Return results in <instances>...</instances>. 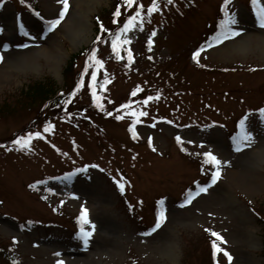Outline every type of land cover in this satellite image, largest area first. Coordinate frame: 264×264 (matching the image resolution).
<instances>
[{"label":"rangeland","instance_id":"1","mask_svg":"<svg viewBox=\"0 0 264 264\" xmlns=\"http://www.w3.org/2000/svg\"><path fill=\"white\" fill-rule=\"evenodd\" d=\"M80 1L68 0L67 13L51 31L46 22L59 18L60 0H34L39 15L23 8L21 19L9 0L0 11V54L4 56L0 62L1 243H10V252L23 264H57L58 260L64 264H207V233L214 231L224 237L226 243L219 244L232 255L231 264H264V221L252 209L255 204L264 215V120L257 111L264 108V28L251 0H230L226 7L240 35L221 43L214 39L202 51L195 48L224 19V1L172 0L169 4L157 0L159 10L149 15L152 0H134L130 9L143 4L144 23L137 21L136 27L121 34V40L128 41L119 45L121 58L112 48L118 29L108 40L100 39L95 54L103 66L88 65L81 99L97 103L91 80L95 72L100 104L129 99L132 91L141 89L144 95L129 106L148 115L132 117L128 108L122 120L100 119L106 137L100 141L65 124L45 132V127L34 126L36 107L22 110L15 104L33 81L51 80L58 89L64 86L69 59L94 42V16L114 0ZM79 6L87 16L78 14ZM256 6L264 7V0H257ZM79 20L81 28L76 29ZM197 51L200 55L194 58ZM155 91L145 104L147 95ZM243 113L249 115L247 125L254 140L237 151L226 130ZM133 126L135 140L129 136ZM28 132L41 133L33 137L30 147L12 143L16 133L26 136ZM205 152L222 162L220 177L215 184L200 183L207 191L198 195L196 191L191 202L181 207L183 188L199 178L201 169L207 177L216 171L211 163L198 166ZM76 169L81 173L46 186L37 183ZM118 181L124 184L123 191ZM37 194L63 210L64 216L87 208L91 223L86 230L93 231L95 225L88 244L71 236V227L45 225L50 219L68 217L54 218ZM163 195L167 218L152 232L154 200ZM39 221L43 224L37 226ZM220 257L221 264H228L222 253ZM0 264L7 263L0 258Z\"/></svg>","mask_w":264,"mask_h":264},{"label":"snow or ice","instance_id":"2","mask_svg":"<svg viewBox=\"0 0 264 264\" xmlns=\"http://www.w3.org/2000/svg\"><path fill=\"white\" fill-rule=\"evenodd\" d=\"M3 3V0H0V4ZM21 3H24V0H21ZM60 3L63 4V9L60 11L59 14V18L58 19H54V20H50L47 23L49 24V30L51 31L53 28H55L60 21L64 18L65 14L68 11L69 8V2L68 0H60ZM168 3L171 4L172 0H168ZM230 3V0H224V5H225V17L224 19L221 20L220 24H221V31L216 35L215 37V41L216 43H221L223 40H227L230 37H236L238 35H240L241 30L237 29L236 27H234V25L237 23V21L235 20V18L232 16V14H230L227 10L226 7L227 5ZM251 3L253 6L257 5V0H251ZM124 4L131 8L134 4V0H124ZM144 10V5L140 4L134 15H130L127 19V21L123 24L122 28H119L115 37L112 40V48L113 50L116 52L117 58H121L120 57V49H119V45L121 43H127L128 41L126 40H121V34L128 32L130 29L134 28L137 26V21H139V24H143L144 23V19L142 16V11ZM159 10V4L157 2V0H152L151 6L147 9V13L150 15L153 12H156ZM37 15H39V13H37ZM116 17H119L121 15V12L119 10V8L117 9V11L114 14ZM256 17H257V21L259 23V26L261 28H264V7H258L256 10ZM23 27V25H21V28ZM101 28L103 29V25L101 24ZM0 31H2V29H0ZM25 35H27V33H24ZM155 32L152 33V36H155ZM97 39H100V37H97ZM149 45L152 44V40L151 38H149ZM24 47H27V45H23ZM209 47H211V45H208ZM5 47H7V45H5ZM203 50V48H201V51ZM200 55V51H197L196 53H194V58L199 57ZM90 59L94 61V66H96L97 68L102 67L103 66V61L99 60L96 58V54L95 51H93L92 55L90 56ZM128 59L131 60L132 59V53L131 51L128 52ZM4 60V56L2 54H0V62H2ZM96 73L93 72L91 74V80H92V94L93 97L95 98V100L97 101V107H103L102 104L99 103L100 101V97L96 95ZM107 82V81H105ZM84 85V80L83 78L81 79V81L76 85V90H79L82 86ZM140 89H137L136 91H139ZM136 93L133 92V95H135ZM72 95H75V92L72 93ZM153 97L149 96L147 97V99L144 101L145 104H147L148 100H152ZM65 103H67V101H65ZM121 107L123 108H129L130 106L125 104L122 105ZM259 113V117L260 119L264 120V108H260L257 110ZM108 115H112L111 112L108 113ZM148 113L144 112V111H135L132 110L131 111V116L132 117H139V116H147ZM117 119H121V116H117ZM247 119L248 117H244L241 121H240V132L233 137L234 143H235V147L237 151L242 150V148L249 146L253 140H254V136L253 133L248 129V125H247ZM170 123V122H169ZM52 125L49 124L47 127H45L44 131L48 132L52 129ZM133 137L135 138L136 136V132H135V127L133 126ZM41 133L40 132H28L27 135H21L18 136L12 143L14 145H19L20 148H28L30 147V143L31 140L33 139V137H40ZM179 139V137L177 138ZM149 142L151 143V139L149 140ZM204 156L206 157L207 162L213 164L216 166V171H214L212 173V179H211V183L215 184L217 179L220 177V165H221V161L215 156L213 155L211 152H205ZM119 184V187L121 189V191L124 190V184L120 183L119 181L117 182ZM207 191V187L206 186H198L197 188V192L196 195H198L200 192H206ZM193 197V193L191 191H189L186 199L183 201V203L181 204V207H183L185 204H188L191 202V199ZM159 204L161 205V208L158 212L157 215V219L155 222L154 227L152 228V232H156L158 229L161 228L162 224L165 222L166 220V214H165V209L163 208V204L164 201L161 200L159 201ZM80 223H81V229H80V236L83 239V242L85 245L88 244L89 241V237L92 236L93 231L95 229V225L92 224V230L93 231H87L85 230L84 225L91 223L89 218H88V209L82 207V211L80 213V217H79ZM211 231V230H209ZM211 235L216 237V240L212 241V248L214 250V254H219L222 253L228 261V264H231V261L233 259L232 255L225 249L222 248L220 246V244L217 243V241H220L222 243H226V241L224 240V237L221 236L219 233L217 232H211ZM57 255H59V253H57ZM15 264V262H14ZM57 264H64L63 260H58Z\"/></svg>","mask_w":264,"mask_h":264},{"label":"trees","instance_id":"3","mask_svg":"<svg viewBox=\"0 0 264 264\" xmlns=\"http://www.w3.org/2000/svg\"><path fill=\"white\" fill-rule=\"evenodd\" d=\"M13 1L18 4L21 3V0ZM122 3L123 0H114L110 9L99 13L95 18L97 35L100 38L105 37L107 33L115 27L113 22L115 18L114 14L118 8L120 9L121 6H123ZM120 12L121 15L119 16L118 22H122L125 17V14L121 10ZM101 24L103 25V29L101 28ZM90 49V46L86 47L77 55H73L69 59L66 67L64 92L58 93V88L51 80L33 81L22 90L19 97L15 100V104H17L16 106L19 105L18 107L22 110L33 109L36 107L38 115L44 120L57 119L75 126H80L89 122L91 119L90 114L87 113L89 107L86 108L84 105L75 102V100L71 99V96L74 92V86L77 83L76 78L79 73L77 66L79 67V61L89 52ZM65 101H67V103H65ZM18 107H14L13 110ZM260 216L264 221V215ZM62 223L69 226L71 222L69 220H62ZM212 255V248L209 246L206 256L207 264H214ZM0 256L3 258L7 256L5 246L2 244H0ZM4 260L7 264H14V262L15 264H18L13 256H7Z\"/></svg>","mask_w":264,"mask_h":264},{"label":"bare ground","instance_id":"4","mask_svg":"<svg viewBox=\"0 0 264 264\" xmlns=\"http://www.w3.org/2000/svg\"><path fill=\"white\" fill-rule=\"evenodd\" d=\"M81 1H82V0H81ZM81 1H80V4H81ZM79 8H80L81 10L79 11L78 14L81 15L82 17L87 16V11H82V9H83L82 6H79ZM66 24H67V22H66ZM80 24H82V20H79V21L77 22V24L74 25V27H75L76 29H79V28H81Z\"/></svg>","mask_w":264,"mask_h":264}]
</instances>
